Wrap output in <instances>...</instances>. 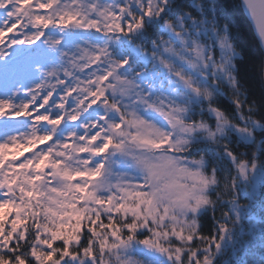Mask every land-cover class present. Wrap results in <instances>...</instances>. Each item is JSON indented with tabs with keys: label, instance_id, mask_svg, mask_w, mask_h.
I'll list each match as a JSON object with an SVG mask.
<instances>
[{
	"label": "snow or ice",
	"instance_id": "obj_1",
	"mask_svg": "<svg viewBox=\"0 0 264 264\" xmlns=\"http://www.w3.org/2000/svg\"><path fill=\"white\" fill-rule=\"evenodd\" d=\"M0 264H264V0H0Z\"/></svg>",
	"mask_w": 264,
	"mask_h": 264
}]
</instances>
